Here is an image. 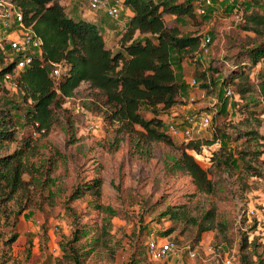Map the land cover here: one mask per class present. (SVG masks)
Wrapping results in <instances>:
<instances>
[{
  "label": "rangeland",
  "instance_id": "rangeland-1",
  "mask_svg": "<svg viewBox=\"0 0 264 264\" xmlns=\"http://www.w3.org/2000/svg\"><path fill=\"white\" fill-rule=\"evenodd\" d=\"M61 1L68 14L87 8L86 0ZM126 11L119 19L128 16ZM251 11L264 14V0H212L205 13H198L194 5L191 15L177 19L183 31L210 36L206 49L179 58L171 53L182 83L175 109L162 114L164 129L177 147L153 141L150 153L142 156L134 150L130 134H121V140L115 141L114 126L81 105L91 95L86 81L64 99L66 110L49 134L39 138L40 154L33 158L38 162L40 156L54 158L51 175L57 182L51 188L60 186V191L53 202L46 198L47 189L32 194L20 211L16 199L8 202V217L0 216V264H74L61 244L71 239L76 228L87 229L74 243L79 247V264H211L216 258L243 264L240 244L244 235L248 242L256 239L255 249H246L252 264H264V96L256 79L264 58L253 68L243 63L248 61V49L264 41V27L259 35L243 28L244 14ZM173 17L165 14V19ZM114 22L110 26L116 28ZM119 32L115 30L112 37L106 33L107 41L113 44ZM4 65L0 60V70ZM240 71L248 73L253 83L244 97L237 94L239 79L233 76ZM8 85L0 74V115H12L20 137L30 129L23 116L27 104ZM205 114L211 117L208 126L200 121ZM170 121L190 124V136L171 134ZM215 137L217 142L209 144ZM191 139L201 142L199 152L192 153L209 171L211 192L199 190L187 172L171 167ZM15 145L12 141L6 148ZM222 147L230 151V167L214 165ZM257 169L262 170L261 176L254 174ZM95 177L101 178L98 196L87 189L68 199ZM97 203L111 205L114 214ZM168 206L179 212L178 217L165 213ZM208 210L214 213L213 226L198 238V225ZM13 233L17 236L9 242ZM152 236L174 239L182 251L153 259L146 251ZM105 241L107 246L102 244ZM196 246L194 257L185 254V248Z\"/></svg>",
  "mask_w": 264,
  "mask_h": 264
},
{
  "label": "trees",
  "instance_id": "trees-1",
  "mask_svg": "<svg viewBox=\"0 0 264 264\" xmlns=\"http://www.w3.org/2000/svg\"><path fill=\"white\" fill-rule=\"evenodd\" d=\"M12 1L22 10L24 21L31 24L39 36L40 54L34 55L15 77V90L27 104L24 124L30 129L17 137L12 115H0V216L8 217L7 204L12 199L18 201L20 211L28 206L32 194L38 191L42 194L47 189L46 198L50 202L60 191V186L56 185L55 190L51 188L57 182V177L51 175L54 158L40 156L39 162L33 158L40 154L39 138L47 136L54 128L60 113L66 110L64 99L73 96L82 81L87 82L91 95L81 105L114 126L115 141L121 140V134H130L134 150L142 156L150 153L153 141L178 146L164 129L165 120L161 113L177 102L181 89L182 82L175 74L171 53L176 51L179 58L180 54H192L200 49V35L183 31L177 23L180 16L193 13L194 1L125 0V6L133 13L117 39L116 48L106 44L96 23L68 15L60 0ZM165 14L174 17L165 19ZM244 16L243 28L261 34L264 14L251 11ZM248 55V61L243 63L252 68L260 64L264 58V41L249 48ZM0 60L4 62L1 50ZM58 62H62L64 68L56 76L52 70L54 63ZM12 66L13 63L4 65L0 74L3 76ZM243 70L247 71V67L244 66ZM243 72L233 73L239 79L237 94L242 97L253 88L248 73ZM256 79L264 96V65L258 68ZM69 125H73V121L70 120ZM12 141H16V145L12 149L6 148ZM200 146L199 139L189 140L180 149L179 156L173 158L171 167L187 172L199 190L211 192L213 182L209 171L192 153L199 152ZM2 148H6L5 152L1 151ZM229 152L226 147L220 148L218 155H213L214 165L232 166ZM254 172L262 175L261 169ZM25 174L28 177H24ZM87 184L76 188L68 199H74L87 189L97 196L100 194V177ZM97 207L111 214L115 212L109 204L97 203ZM165 213L172 217L179 215L171 206ZM213 216V211L205 212L204 221L198 225V238L202 231L211 229ZM83 234H87V229L76 228L71 239L61 244L74 264L80 263L79 247L74 243L79 242ZM16 236L13 233L9 242ZM247 240L244 235L240 244L241 260L243 264H252L251 252L246 249H255L256 239ZM102 244L107 246L106 241Z\"/></svg>",
  "mask_w": 264,
  "mask_h": 264
},
{
  "label": "built area",
  "instance_id": "built-area-1",
  "mask_svg": "<svg viewBox=\"0 0 264 264\" xmlns=\"http://www.w3.org/2000/svg\"><path fill=\"white\" fill-rule=\"evenodd\" d=\"M212 0H195V10L198 13H205ZM86 7L90 11H103L111 19H119L125 8V0H86ZM210 41V36H200V48L206 49ZM9 49L10 56H7ZM0 50L4 54L5 65L13 63L12 69L4 73L3 77L8 81V86L16 88V79L20 69L25 67L34 55L40 54V38L34 32L32 25L24 21L23 13L20 7L12 0H0ZM64 64L62 62L54 63L53 75H60ZM192 82L196 78L192 77ZM230 93V88L226 90ZM200 121L203 126L211 123V117L208 114L201 115ZM168 129L171 134H180L189 137L192 132L190 124H180L170 121ZM217 142V139L214 141ZM210 249V247H209ZM146 251L148 256L153 259H164L168 255L178 254L182 251L181 247L173 239H161L150 237L146 242ZM186 255L194 257L198 253V246L187 247L184 249ZM229 258H216L211 264H228Z\"/></svg>",
  "mask_w": 264,
  "mask_h": 264
},
{
  "label": "crops",
  "instance_id": "crops-1",
  "mask_svg": "<svg viewBox=\"0 0 264 264\" xmlns=\"http://www.w3.org/2000/svg\"><path fill=\"white\" fill-rule=\"evenodd\" d=\"M61 1V0H60ZM62 2V1H61ZM63 3V2H62ZM71 7V6H70ZM73 7V5H72ZM67 13V11H66ZM132 10L130 8H127V11H126V14L128 15L126 18L123 17L119 20H117L118 22L115 23L114 19H111V18H108L107 15L103 12V11H96V12H93V11H90L89 9L84 8L83 9H77V11H75V15L71 14V13H67L68 15L70 16H73V17H81V18H85L87 20H91L93 21L94 23L97 24V26L99 27L103 37H104V40L106 42V44L109 46V47H112V48H116L118 46L117 44V39L121 33V31L125 28V26L127 25L128 23V20L130 18V16L132 15ZM115 23L116 25V28H113L110 26L111 23ZM120 31L118 33V35L116 36L115 40H114V43L113 44H110L108 41H107V37L105 36L106 33L108 34V36L112 37L114 36V32ZM175 52V56L177 57V52ZM173 65V64H172ZM174 68V66H173ZM174 71H175V74L177 75L178 74V71L174 68ZM179 96V95H178ZM178 98V97H177ZM177 103V102H176ZM175 109V103L170 107V110H174ZM161 116L162 118L165 120V115L161 113Z\"/></svg>",
  "mask_w": 264,
  "mask_h": 264
}]
</instances>
